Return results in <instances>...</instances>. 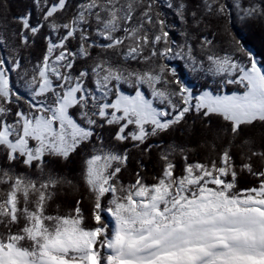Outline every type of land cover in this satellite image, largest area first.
I'll use <instances>...</instances> for the list:
<instances>
[{"label":"snow or ice","instance_id":"1","mask_svg":"<svg viewBox=\"0 0 264 264\" xmlns=\"http://www.w3.org/2000/svg\"><path fill=\"white\" fill-rule=\"evenodd\" d=\"M32 6L35 23L29 9L10 36L0 24V264H264V60L232 31L264 0ZM42 33V56L23 55ZM189 116L210 137L203 161L162 139ZM75 155L76 176L57 169ZM65 186L81 198L50 210Z\"/></svg>","mask_w":264,"mask_h":264},{"label":"trees","instance_id":"2","mask_svg":"<svg viewBox=\"0 0 264 264\" xmlns=\"http://www.w3.org/2000/svg\"><path fill=\"white\" fill-rule=\"evenodd\" d=\"M7 3V16L8 20L5 21L2 16H0V24L8 23L9 28L5 35L10 36L11 31L18 30L19 26L11 23V18L26 14L29 9L32 10V22L35 23L36 14L35 9L32 6V0H6ZM244 5H247V0H243ZM233 18L236 20L235 26L232 31L235 33L237 38L241 39L245 47L250 49L253 54L259 60H264V19L250 20L249 23L241 26L238 18L236 17L235 10L233 11ZM209 31H216V40L220 41L224 39L223 29L217 25H213ZM211 38V37H210ZM19 43V40L9 39V44L15 47ZM45 49V43L43 40V33L36 37L35 43L31 50H22L23 55L30 56L32 60L39 59ZM188 80L192 83L193 87H199V81H195L191 75H188ZM253 133H257L256 129L251 130ZM258 134V133H257ZM166 143H178L182 146H186L190 150L189 160H201L203 161L210 151L209 144L206 143L210 139L205 130V125L199 119L194 120L192 116L188 117V121L182 124L179 129L175 132H171L162 137ZM139 153L135 150L132 151L131 160L129 163L128 171L124 173V179L127 181L131 179V173L137 168V159H139ZM177 162L179 165V158L177 157ZM143 163L146 166V175L148 176L149 182L151 181V176L159 170V161L157 159V152L154 150L150 156L143 157ZM240 163L239 157H237V164ZM82 164V159L80 155H75L67 163L59 162L56 167L62 173L67 172L72 176H76L80 170ZM179 170V168H178ZM255 181L251 176L247 174H241L239 177V186L241 188L248 187L252 185ZM81 192L84 189L81 187ZM86 195V192H84ZM81 198L80 192L73 191L70 187L65 186L63 189L58 191V198L53 203V208L55 205L59 204L61 211H66L73 207L75 201ZM84 211L87 214L89 211V204L87 200L83 204Z\"/></svg>","mask_w":264,"mask_h":264}]
</instances>
